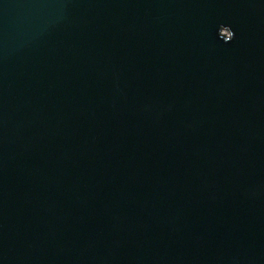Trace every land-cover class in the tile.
<instances>
[{"label": "water", "instance_id": "95a60500", "mask_svg": "<svg viewBox=\"0 0 264 264\" xmlns=\"http://www.w3.org/2000/svg\"><path fill=\"white\" fill-rule=\"evenodd\" d=\"M0 264H264V0H0Z\"/></svg>", "mask_w": 264, "mask_h": 264}]
</instances>
